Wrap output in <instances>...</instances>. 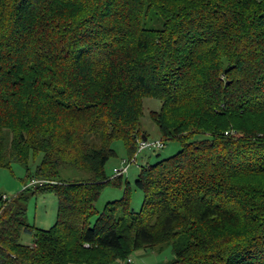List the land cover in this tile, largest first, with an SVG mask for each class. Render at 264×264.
Returning <instances> with one entry per match:
<instances>
[{"label":"trees","instance_id":"trees-1","mask_svg":"<svg viewBox=\"0 0 264 264\" xmlns=\"http://www.w3.org/2000/svg\"><path fill=\"white\" fill-rule=\"evenodd\" d=\"M145 98L180 148L130 182L106 164L114 140L127 162L148 138ZM12 163L27 180L1 198L0 264H116L165 243L168 264H264V0H0V167ZM106 185L123 192L98 210ZM46 193L56 217L37 228L26 204Z\"/></svg>","mask_w":264,"mask_h":264},{"label":"rangeland","instance_id":"rangeland-1","mask_svg":"<svg viewBox=\"0 0 264 264\" xmlns=\"http://www.w3.org/2000/svg\"><path fill=\"white\" fill-rule=\"evenodd\" d=\"M157 26V22L153 24ZM161 106V100L155 98L144 99V114L141 118V125L143 129L148 133V140L159 141L161 146H153L145 149L137 150V163L129 164L127 172L124 175L130 182H133L137 173L139 172L140 166L145 163H154L157 159L166 157L175 153L179 148V143L175 141H162L159 137L158 129L155 123L149 117L150 110H158ZM138 146H140V141ZM146 140V139H145ZM112 147L116 151V156L111 157L106 164L107 173H112L114 167L118 168L125 163L127 158V150L122 140L116 139L112 142ZM139 149V147H138ZM139 152V153H138ZM134 154V155H135ZM136 155V156H137ZM39 161V157L35 163L30 161V168L33 170L35 164ZM129 161V160H128ZM118 166V167H117ZM64 175L70 176L71 178L82 177L86 173L80 170L68 168L64 170ZM115 176H118L114 174ZM26 178V168L19 163H12L11 167H0V207L2 205V197L11 198L17 192L23 189ZM123 188L113 187L106 185L100 194V197L95 202V206L98 210H101L107 201L112 199H118L121 197ZM141 192L134 188L132 192V207L138 209L141 202ZM57 210V199L53 193H46L40 195H31L26 204V217L27 223L34 225L37 228H48L50 227L56 217ZM22 241L30 243L29 236H23ZM130 258V261H129ZM173 258L172 248L170 244H162L153 248H139L136 249L130 256L125 260L119 261L116 264H168Z\"/></svg>","mask_w":264,"mask_h":264},{"label":"built area","instance_id":"built-area-1","mask_svg":"<svg viewBox=\"0 0 264 264\" xmlns=\"http://www.w3.org/2000/svg\"><path fill=\"white\" fill-rule=\"evenodd\" d=\"M153 146H161V143L159 141H149V140H142L140 141V146H139V149L138 150H141V149H145V148H148V147H153ZM136 155L135 154L129 161L125 162L124 164H122L120 167L116 168L115 169V174L116 175H120V174H125L127 172V168H128V165L133 162L136 158ZM129 261H130V258H129Z\"/></svg>","mask_w":264,"mask_h":264},{"label":"water","instance_id":"water-1","mask_svg":"<svg viewBox=\"0 0 264 264\" xmlns=\"http://www.w3.org/2000/svg\"><path fill=\"white\" fill-rule=\"evenodd\" d=\"M142 138L145 140L146 139V137L144 136V135H142Z\"/></svg>","mask_w":264,"mask_h":264}]
</instances>
